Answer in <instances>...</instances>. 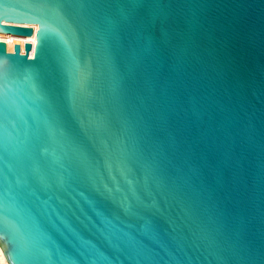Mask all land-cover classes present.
<instances>
[{"label":"water","instance_id":"obj_1","mask_svg":"<svg viewBox=\"0 0 264 264\" xmlns=\"http://www.w3.org/2000/svg\"><path fill=\"white\" fill-rule=\"evenodd\" d=\"M12 23L38 30L0 41L9 264H264V0H0Z\"/></svg>","mask_w":264,"mask_h":264},{"label":"bare ground","instance_id":"obj_2","mask_svg":"<svg viewBox=\"0 0 264 264\" xmlns=\"http://www.w3.org/2000/svg\"><path fill=\"white\" fill-rule=\"evenodd\" d=\"M10 25H19V26H28L29 28L34 29V35L32 36H20L16 34L11 33H4L0 32V41L6 42L8 46V50L10 52L14 51L15 45L20 44L22 47V52H25V44L31 43L33 46L36 44V32L38 30V25L35 24H21V23H12ZM34 51L31 52V56H33ZM0 264H9L6 261L5 255L3 253V250L0 247Z\"/></svg>","mask_w":264,"mask_h":264},{"label":"built area","instance_id":"obj_3","mask_svg":"<svg viewBox=\"0 0 264 264\" xmlns=\"http://www.w3.org/2000/svg\"><path fill=\"white\" fill-rule=\"evenodd\" d=\"M24 53V52H23Z\"/></svg>","mask_w":264,"mask_h":264}]
</instances>
